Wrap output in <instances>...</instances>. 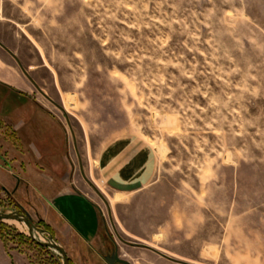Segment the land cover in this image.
I'll list each match as a JSON object with an SVG mask.
<instances>
[{
    "label": "rangeland",
    "instance_id": "1",
    "mask_svg": "<svg viewBox=\"0 0 264 264\" xmlns=\"http://www.w3.org/2000/svg\"><path fill=\"white\" fill-rule=\"evenodd\" d=\"M0 10V41L28 73L1 51L0 213L23 208L70 264H107L113 242L129 264H264V0ZM127 137L156 152L150 186L97 182L102 151ZM64 179L97 205L102 258L49 212ZM32 241L0 222L12 264H63Z\"/></svg>",
    "mask_w": 264,
    "mask_h": 264
},
{
    "label": "crops",
    "instance_id": "2",
    "mask_svg": "<svg viewBox=\"0 0 264 264\" xmlns=\"http://www.w3.org/2000/svg\"><path fill=\"white\" fill-rule=\"evenodd\" d=\"M0 49V83L7 85L8 81L6 72L2 69L6 61L4 56L1 55V51L13 57L25 76L28 77V73L23 70L22 64L16 55L2 41H0ZM13 78L15 79V77ZM19 82L21 84V81ZM2 83L1 85H3ZM32 84L36 89H39L33 81ZM8 85L15 89L19 88L18 85L11 82ZM156 159L155 150L144 140L129 137L125 140H118L107 145L102 151L99 160L100 175L97 182L99 180L105 184L115 183L119 186H150L156 175ZM61 187L59 191L53 193L48 202L50 214L54 219L60 221L83 244L87 245L97 258H100L101 251L94 249L97 246L96 244L101 241L99 236L101 227L100 215L96 203L84 192H77V186L72 187L69 185V181L67 182L65 179L62 180ZM113 243L116 245L115 242ZM136 245L141 246L143 249H148L147 246L142 244ZM110 255L104 257V262ZM160 256L175 264H188L164 255ZM0 264H12L7 258V253L2 243H0Z\"/></svg>",
    "mask_w": 264,
    "mask_h": 264
},
{
    "label": "water",
    "instance_id": "3",
    "mask_svg": "<svg viewBox=\"0 0 264 264\" xmlns=\"http://www.w3.org/2000/svg\"><path fill=\"white\" fill-rule=\"evenodd\" d=\"M21 210L22 212L0 213V222L17 221V222L25 224L29 229V234L33 241H35L38 245L57 253L62 258L63 264H70V259L68 258L67 253L64 250V248H62L61 246H59L58 244L54 242L43 243L36 239L34 235L36 228L33 225L31 216L23 208H21ZM106 262L108 264H115V263L129 264L125 261H122L119 258L117 252H114L112 256L107 257Z\"/></svg>",
    "mask_w": 264,
    "mask_h": 264
},
{
    "label": "flooded vegetation",
    "instance_id": "4",
    "mask_svg": "<svg viewBox=\"0 0 264 264\" xmlns=\"http://www.w3.org/2000/svg\"><path fill=\"white\" fill-rule=\"evenodd\" d=\"M113 246H114V250H113V252L111 253V255L110 256H112L113 254H114V252H117L118 253V249H117V247H116V245L113 243ZM118 256H119V254H118ZM120 258V257H119ZM122 261H124V260H122ZM126 262V261H125ZM128 263V262H127ZM115 264H119V263H115Z\"/></svg>",
    "mask_w": 264,
    "mask_h": 264
},
{
    "label": "trees",
    "instance_id": "5",
    "mask_svg": "<svg viewBox=\"0 0 264 264\" xmlns=\"http://www.w3.org/2000/svg\"><path fill=\"white\" fill-rule=\"evenodd\" d=\"M4 227H7V228H8V226H5V225H4ZM22 237H23V236H22ZM32 242H33V241H32ZM33 243L35 244V242H33ZM39 247H41L42 250H47V251H49V249H47V248H45V247H42V246H39Z\"/></svg>",
    "mask_w": 264,
    "mask_h": 264
}]
</instances>
